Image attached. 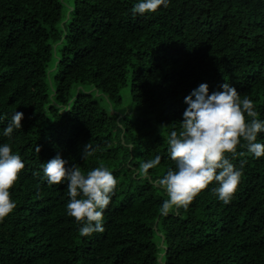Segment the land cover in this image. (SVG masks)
Instances as JSON below:
<instances>
[{"label":"trees","instance_id":"trees-1","mask_svg":"<svg viewBox=\"0 0 264 264\" xmlns=\"http://www.w3.org/2000/svg\"><path fill=\"white\" fill-rule=\"evenodd\" d=\"M139 2L0 0V146L25 164L10 189L16 207L0 221V264H264V156L246 142L226 154L242 171L227 204L213 182L186 210L162 215L168 196L155 184L175 169L168 138L200 84L211 94L229 83L264 121V0H169L134 15ZM121 90L133 117L113 112ZM16 111L22 127L5 137ZM57 154L85 175L103 164L118 180L103 232L81 236L67 182H47L43 164Z\"/></svg>","mask_w":264,"mask_h":264},{"label":"clouds","instance_id":"clouds-1","mask_svg":"<svg viewBox=\"0 0 264 264\" xmlns=\"http://www.w3.org/2000/svg\"><path fill=\"white\" fill-rule=\"evenodd\" d=\"M168 4L169 0H141L132 12L144 15L157 11L161 6L166 8ZM184 102L187 108L183 112L181 130L172 131L168 138L175 169L169 168L162 178L155 181L168 196L160 209L162 215H168L174 209L186 210L194 198L213 182L219 185L213 189L214 194L225 204L229 203L237 191L242 171L237 170L226 154L236 157L241 140L246 142L248 153L256 158L264 156V144L255 142L258 134L264 133V121L257 119L254 102L247 97L242 100L235 87L225 82L220 85V90L209 94L208 85L202 83L185 97ZM23 118L24 114L16 111L3 135L11 138L14 129H21ZM126 147L132 150L135 145ZM90 148L89 143L84 146L83 157L92 154ZM36 151H40L39 146ZM160 162L161 157L156 156L141 163L138 175L150 179L149 170ZM67 163L59 154L44 163L43 173L47 182H67L70 196L67 214L82 225L79 229L81 236L103 232V213L111 202L118 180L103 164L85 175L75 164L66 167ZM24 168L21 157L13 154L9 144L0 146V221L16 207L10 189Z\"/></svg>","mask_w":264,"mask_h":264},{"label":"rangeland","instance_id":"rangeland-1","mask_svg":"<svg viewBox=\"0 0 264 264\" xmlns=\"http://www.w3.org/2000/svg\"><path fill=\"white\" fill-rule=\"evenodd\" d=\"M121 96H122L121 108L120 106H117V110H114L113 112L117 114H126L130 117L135 116L136 108L134 107V104L130 101L129 97L124 95V90H121Z\"/></svg>","mask_w":264,"mask_h":264}]
</instances>
